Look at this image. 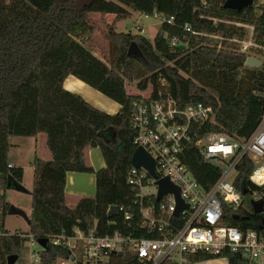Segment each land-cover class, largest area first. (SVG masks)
<instances>
[{"label":"trees","instance_id":"trees-1","mask_svg":"<svg viewBox=\"0 0 264 264\" xmlns=\"http://www.w3.org/2000/svg\"><path fill=\"white\" fill-rule=\"evenodd\" d=\"M208 9L202 0H0V264L10 256L19 258L26 238L4 229L10 204L6 191L23 181L24 169L9 159V139L47 137L51 160L35 158L32 213L29 232L36 239L70 234L74 227L97 236L117 231L138 238H157L156 233L139 229V218L124 224L122 214L108 217L112 206L132 208L135 202L127 183L136 149L131 125V109L143 98L129 95L125 80L138 81L140 92L150 88V98L174 100L181 109L202 103L214 109L213 123H207L199 136L225 134L233 140H249L264 114V66L246 67V55L235 45L222 42L220 48L206 37H191L186 49L172 47L169 38L183 39L185 26L208 34H234L233 27L215 26L209 18L236 19L244 13L222 9L215 0ZM135 10L142 15L159 13L172 19L162 23L151 41L141 33L119 32L117 24ZM257 19V42L264 45V8ZM250 15L253 9L249 10ZM96 16L104 24L109 45L105 60L88 47L98 29ZM107 16H114L109 23ZM249 20V19H248ZM249 23H254L253 19ZM135 42L142 56L127 54ZM103 52V51H102ZM74 76L120 105L118 113L103 112L80 94L68 91L64 82ZM99 149L105 167L89 165L88 150ZM196 180L211 189L222 173L221 166L209 164L191 144L183 158ZM11 165V166H10ZM254 166L249 157L238 164L235 186L248 194L258 190L264 199V186L249 181ZM68 173H88L96 177L95 196L81 197L68 204L65 194ZM235 209L223 205L221 224L240 231L255 230L264 239V214L247 212L243 204ZM40 264L66 257L64 247L51 244L42 253ZM229 264H246L239 254H225ZM214 258L195 255L192 262ZM111 264H139L136 255L124 251L112 257Z\"/></svg>","mask_w":264,"mask_h":264},{"label":"built area","instance_id":"built-area-1","mask_svg":"<svg viewBox=\"0 0 264 264\" xmlns=\"http://www.w3.org/2000/svg\"><path fill=\"white\" fill-rule=\"evenodd\" d=\"M226 1L215 0L217 11L226 10ZM252 1V7L243 9L240 13L244 14L240 18H209L215 26L233 27L232 36L197 32L187 25L183 39L169 38L170 45L178 48L181 44L186 46L191 37H206L216 41L217 48L222 42L234 44L237 53L246 55V59L250 56L257 58L264 66V60L258 57H264V45L257 42L258 25L255 22L262 15L264 3L258 8V14L255 0ZM210 5V0H202L203 9H208ZM250 9H253L251 15ZM150 16L164 24L173 22L159 13ZM248 19H253L254 23H249ZM160 95L157 99L150 96L143 98L135 102L131 109L134 145L136 149L142 148L152 159L154 175L144 168L132 166L127 183L135 205L130 209L116 206L117 215L122 214L124 224H131L138 217L139 229L156 233L158 237L138 238L134 233L119 231L97 236L74 227L70 234L46 238L48 245L64 247L68 253L51 264H111L112 257L124 251L136 255L139 264H193L191 260L195 255L227 258V253L239 254L246 264H264V239L257 231L244 232L221 224L223 205L237 209L248 195H244L243 190H238L234 184L236 168L244 157H249L254 166L249 181L257 187L264 186V114L249 140H233L218 133L199 136L205 124L214 122V109L202 103L181 109L174 100L160 99ZM191 144L199 149L205 162L222 168L220 178L209 190L196 180L183 162ZM232 173L235 174L234 181L228 182ZM165 178L179 190L184 209L178 216L175 215L178 209L176 193L164 194L158 200V182ZM250 195L252 200L263 199L258 190ZM20 237L27 239L26 244L30 243L28 264H40L45 249L38 243L39 239L32 234L21 233Z\"/></svg>","mask_w":264,"mask_h":264},{"label":"rangeland","instance_id":"rangeland-1","mask_svg":"<svg viewBox=\"0 0 264 264\" xmlns=\"http://www.w3.org/2000/svg\"><path fill=\"white\" fill-rule=\"evenodd\" d=\"M263 3L264 0H255V7L258 14L260 12L258 8ZM129 11L131 15L117 24V30L119 32H129L132 34L141 33L142 35L153 41L162 25V22L159 19L153 18L151 16L146 17L145 15H142L141 13L135 10L130 9ZM95 20L98 22V29L92 37L93 43L88 44L90 45L88 47L95 53L97 57L101 58L102 60H105L106 56L109 54V45L104 39V31L106 30V28L104 24L101 23L100 16H96ZM105 20L111 23L114 20V16H107L105 17ZM213 43L215 44L216 41ZM258 57L264 60V57ZM137 83L138 81L129 82L125 80L127 93L129 95L134 96L140 95L142 98L149 97L151 91L150 88L147 91L140 92L137 89ZM81 86L82 85H80L79 89H81ZM82 87L84 91L90 92L84 86ZM84 91L82 92V94L87 99H89L88 96L90 95ZM108 101L113 102L111 100ZM9 142L12 146L9 154V159L15 164H12L13 166L21 167L24 169V178L23 181L18 185V187H11L6 191L7 202L12 206L21 209L29 216L32 213V190L34 183V168L31 164L35 158H41L42 160H44L46 156H50L49 160L51 159V154L47 148V137L45 135H40L38 136V138L12 137L9 139ZM88 160L89 165H91L95 170H99L103 167V157L101 156V154L99 155L97 161L93 158L92 155L88 154ZM70 178L73 180L74 185L70 187V191L72 192V194L70 196L67 195L69 205H74L76 201L81 197L92 198L95 196L94 174L78 173L76 177H73V175H71ZM234 178L235 174L232 173L231 176L228 178V182H233ZM252 199L253 197L248 194L247 202H245L242 206L243 209L247 212L252 211V207L250 205V201ZM29 228V222L26 217L8 214L5 218L4 229L10 234L28 233ZM29 247L30 243H25V248H23L21 256L20 258H18L15 264L29 263Z\"/></svg>","mask_w":264,"mask_h":264},{"label":"water","instance_id":"water-1","mask_svg":"<svg viewBox=\"0 0 264 264\" xmlns=\"http://www.w3.org/2000/svg\"><path fill=\"white\" fill-rule=\"evenodd\" d=\"M252 4H253L252 0H227L225 5H224V8L226 10H231V11H235V12L240 13L243 9L252 7ZM178 49L184 50V49H186V46L181 44L178 46ZM127 54H128V56L135 57V58L142 56V52L135 42L130 44L128 51H127ZM245 65L248 68H261L263 66V63L261 60L250 56L246 59ZM131 164L133 167H136V168H140V167L144 168L151 175H154V171H153L154 163H153L152 159L144 152V150L142 148L135 149V151L132 155V158H131ZM158 184L160 186V192H159L158 200L164 194H167L170 192L176 193L177 198H178V209H177L175 215L178 216L180 214V212L184 209V205H183L182 201L180 200L179 190L176 189L174 187V185H172L167 178L161 179L158 182ZM243 194L247 195L248 191L243 190ZM250 205L252 207L254 214H257V215L264 214V199L251 200ZM8 214L9 215H20V216L28 218V215L24 211L12 206V205H10V207H9ZM117 214H118L117 207L112 206L108 212V217L113 218L114 216H117ZM38 243L40 244V246L43 249L48 248V240L46 238L39 239ZM18 258L19 257L17 255L10 256L7 259V264H15L17 262Z\"/></svg>","mask_w":264,"mask_h":264},{"label":"crops","instance_id":"crops-1","mask_svg":"<svg viewBox=\"0 0 264 264\" xmlns=\"http://www.w3.org/2000/svg\"><path fill=\"white\" fill-rule=\"evenodd\" d=\"M70 81V87H66V82ZM78 85H82L84 86L86 89H88L90 92L84 91L83 87L81 86V89H79L80 86ZM64 87L66 90L71 91L73 93H77L80 94L86 101H88L91 105H93L95 108L100 109L108 114L114 115L116 113H118V111L120 110V105L118 104H114L113 102H109L108 100H110L105 96H101L102 94H100L98 91H96L95 89L91 88L90 86L86 85L85 83H83L82 81L78 80L77 78H75L74 76H69L65 82H64ZM75 87V89H73ZM87 92V94H89L90 96H88L89 99H87L82 92ZM105 97V98H104ZM92 100V101H91ZM112 101V100H111ZM88 154L92 155L93 158L97 161L99 158V155L101 154L99 149H90L88 150ZM102 156V154H101ZM50 157V156H49ZM49 157L46 156L45 157V161H49ZM51 160V159H50ZM11 164H14L13 161H11ZM15 165V164H14ZM104 168L105 167V163L103 160V165ZM84 174V173H81ZM73 175V177H76L78 175V173H68L67 174V179H66V188H65V194L66 195H71L72 192L70 191V187L72 185H74L73 180L70 178V176ZM95 176V175H94ZM94 182H95V193H96V177L94 178ZM193 264H229V261L227 258H214V259H210V260H204V261H200V262H196Z\"/></svg>","mask_w":264,"mask_h":264},{"label":"bare ground","instance_id":"bare-ground-1","mask_svg":"<svg viewBox=\"0 0 264 264\" xmlns=\"http://www.w3.org/2000/svg\"><path fill=\"white\" fill-rule=\"evenodd\" d=\"M78 86H80V85H78ZM66 87H67V88L70 87V81H67V82H66ZM79 88H80V87H79ZM73 89H75V87H74Z\"/></svg>","mask_w":264,"mask_h":264}]
</instances>
